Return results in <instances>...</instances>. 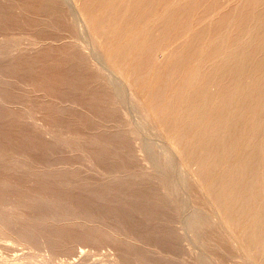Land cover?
Segmentation results:
<instances>
[{"label":"bare ground","instance_id":"bare-ground-1","mask_svg":"<svg viewBox=\"0 0 264 264\" xmlns=\"http://www.w3.org/2000/svg\"><path fill=\"white\" fill-rule=\"evenodd\" d=\"M10 29H27L28 32L29 29L32 30L26 37L27 43L21 42L29 46L28 50L31 49L32 54H26L23 52L24 49L20 48L23 51H17L18 54L12 55L11 60L8 57L9 62L4 64L5 66L1 65L6 63V60V62L3 60L2 64L0 62V72H7L9 79L26 80L30 82L33 91L42 92L43 95L59 101L58 104L53 102L54 104L50 105L35 101L36 104L42 105L40 108L45 116L44 118L41 115V111L40 122L43 118L47 121L45 125L48 128L45 133L51 131L55 140L50 139L47 142L44 134L47 143H43L42 150H39L44 156L43 167L46 169L49 167L51 161L48 157V154H51L49 152H55L57 148L66 144L72 148L71 151L78 148V152L79 149L84 152L90 160L100 166V171L101 168L107 170L111 178L106 184L102 183L95 187L82 183L78 188L83 189L84 185L86 187L89 185V188L84 187L81 191L78 189L74 191L76 190L72 189L74 185L69 186L73 191L70 189L68 192L66 185L60 184L58 188L61 187V192L57 190L60 194L57 192L56 197L50 199L46 198L48 191L46 197L36 196L33 191L23 198V194L20 195L21 199H17L19 201L16 203V199H11L12 196L8 195L16 188L15 183L12 184L14 181L11 183L6 179L8 178L6 175L15 177L16 174H23L27 163L23 159L14 158L15 154H12L15 150L12 147L18 146L16 142L20 145V140H13V135L11 137L9 135V139L1 138L2 141L5 139L9 143L15 141V145L11 143L13 145L11 147L7 143L12 151L7 150L8 146L4 148L1 147L3 145L0 146V173H4L6 177L0 178V200H4L3 205L7 208L10 202L7 203L8 200L5 199L9 196L15 205L12 201L11 204L21 208L22 213L26 211L37 214L35 217L29 214L31 219L26 220L19 216L21 213L19 211V214H13L19 216L17 219L4 217L5 224L11 227V224L20 223L21 228L18 230L22 235L32 239H35L39 232L52 233L54 237L49 235L47 239L53 246L52 249L63 245L65 241L69 243V238L72 237L76 240V243L73 240L75 244L78 240L97 246L103 242L122 246V249L125 246V252H120L123 264H177L170 258L159 255L153 257L154 255L149 254L152 250L149 249V252L145 251L146 248L141 250L139 245L134 243L124 241L127 243L125 245L117 234L126 232L142 245L146 244V247L159 246L160 253L162 249L172 251L174 249L179 254L174 243L179 229L174 232L175 227L170 229L167 226V221L172 220L174 216L171 215L172 218L168 219L170 215L168 216L166 212L169 206H176L179 203L178 198H175L178 191L177 183L174 185L170 177H168L170 181L163 180V173L168 171L169 166L171 167L173 157L183 160L187 158L193 169L188 167L187 175L184 172L188 185L185 188L193 192L191 203L194 211L189 204L188 207L193 213L186 229H189L193 240L200 241L206 251L218 249V252L219 249L228 251L236 248L239 251V247L244 248L245 243H251L252 248L258 249L256 253L250 251V248L249 250L245 248L243 249L245 258L240 257L238 259L240 261L232 259L233 264H247L245 259H249L247 261L253 264H264V0H0V32L3 31L0 33L2 37L0 40H4L2 34ZM11 34H5V38ZM22 37L25 35L22 34ZM13 44L15 46L10 49L8 45L7 49L3 47L0 49V58L14 54L19 43ZM8 82L0 81L2 99L0 100L4 105L23 104L26 101L24 94L5 90L7 87L4 83L7 85ZM126 97L130 103L128 104L130 112L126 109ZM30 101L32 103V100ZM32 106L34 105L30 107ZM28 110L29 112L26 111L21 116L22 119L34 116L30 112L32 108ZM9 113L5 107H1L0 120L13 119L15 113L13 115ZM18 114L16 113L17 117ZM19 123L16 124L20 126ZM22 124L27 125L26 122ZM43 125L44 123L40 126ZM149 127L156 135L166 139L172 155L165 154L166 150L156 142L150 143L153 139L147 140L148 142L143 140L142 137L146 135L145 131L147 132ZM12 128L9 125L6 129ZM25 128L24 126V131ZM45 129L42 128V131ZM2 130L0 131L3 132ZM18 130L13 132L19 133L20 129ZM39 130L41 129L38 128V132ZM166 130L172 132V137ZM7 144L4 142V145ZM162 144L164 145V142ZM29 151H26L27 155H31L28 154ZM136 153L141 156L138 157ZM17 154L19 157L20 153ZM37 155L40 156L38 153ZM161 155L164 157L163 160L159 158ZM31 157L34 156H30V160ZM71 157L73 158L72 155ZM61 161L60 167L63 164ZM57 162L56 164H59ZM77 164L82 165L78 162ZM144 168L151 169L153 175L150 176L162 181L161 185L166 189L164 190L167 191L166 195L161 193L163 195L161 196L153 189L155 182L152 183L153 178L150 179L149 176L146 178L144 172H141ZM175 169L177 170V167ZM71 171L72 169L70 173ZM81 172L83 173L82 170ZM89 172H92V169ZM25 173L24 175L28 172ZM47 173L51 175L49 178L53 177L55 180L59 179L57 177L61 174H56V171L49 173V170ZM48 174L45 177H48ZM63 174L64 172L61 175ZM73 175L70 176L73 178L75 177ZM33 176L30 178L34 181L30 179L31 182L28 181L30 184L26 183L27 187L32 182L42 179ZM85 176L89 177L87 174ZM85 176L82 179H86ZM68 178L71 179L69 176ZM149 179L152 180L149 183H152L153 188L147 183ZM42 181L45 183V179L40 182ZM69 182L71 185L72 179L71 183ZM183 183L180 184L182 188L185 185ZM23 184L26 188L25 182ZM28 189H32L31 186ZM180 189L179 192L183 193L184 191ZM171 195H174L177 203L169 198ZM180 205L178 208H182ZM19 208L15 210L18 211ZM107 219L112 220L108 222ZM106 221L110 225L105 224ZM173 221L169 223L172 224ZM231 237H238L236 245L235 242L229 241ZM176 242L178 243V240ZM48 248L51 247L48 245ZM122 249L120 247L118 250ZM213 252L217 251L213 250L211 253ZM205 253L203 256L200 253L199 255L204 257ZM219 254L221 252L217 253ZM224 254L223 256H227ZM49 255L51 256V253ZM78 255H81L80 252ZM221 258L220 261L216 260V263L218 261L219 264H226V261L231 260L226 258L228 260L223 262ZM204 259L198 264L213 263Z\"/></svg>","mask_w":264,"mask_h":264},{"label":"rangeland","instance_id":"rangeland-1","mask_svg":"<svg viewBox=\"0 0 264 264\" xmlns=\"http://www.w3.org/2000/svg\"><path fill=\"white\" fill-rule=\"evenodd\" d=\"M16 10H18V9H16ZM19 11V10H18ZM17 11V12H18ZM19 12H21V11H19ZM13 30V31H12ZM16 32H15V31ZM12 31V32H11ZM23 31V32H22ZM25 31V32H24ZM3 32V31H2ZM2 32H0V33H2ZM5 32V31H4ZM7 32V33H6ZM6 32L5 33H3L2 35H4V40L3 39H1L0 40V49H2V47H3V49L5 48V49H7V45H8V49H10V48H12L13 46H15V44H13V42L14 43H19L18 44V48H19V50H18V48L16 49V50H14V54H10V55H5V56H3L2 58H0V62H1V64L3 63V60H4V62H6V63H3L1 66H3L4 64H7L9 61V59L11 60L13 57H12V55L14 56V55H16V54H18V53H16L17 51H23L22 49H24V51L23 52H25L26 54H32V53H30V51H31V49L30 50H28L29 49V46L28 45H24V44H21V42H23V43H27V35L28 34H30L31 32H32V30L30 31V29H29V32H28V30L27 29H22V30H18V29H10V30H6ZM10 33H12V34H15V35H7L6 37L9 39H7V38H5V34H10ZM26 33V34H25ZM22 34H24L25 35V37H22ZM1 35V36H2ZM14 36L16 37V38H14ZM10 37H13V39L12 38H10ZM0 38H2V37H0ZM25 38V39H24ZM6 39V40H5ZM12 39V40H11ZM4 43L6 44V45H4ZM3 46H2V45ZM10 44H12V45H10ZM24 45V46H23ZM5 46V47H4ZM22 46V47H21ZM20 48H22V49H20ZM33 50V49H32ZM11 56V57H10ZM9 57V59H7ZM6 58V59H5ZM1 59H2V61H1ZM6 60V61H5ZM5 66V65H4ZM1 70V69H0ZM7 73V72H6ZM6 73L4 72V71H1L0 72V81H1V83L2 82H8V84L6 85V83H4L5 85V87H7L8 88V90H7V88L5 89L6 91H13V92H16V93H18V94H24L23 96L25 97V99H26V101H24L25 102V104H24V102H23V104H21V103H14V104H6V105H4V102L3 101H1L0 100V108L1 107H5V110H8L10 113H12L11 111H13V113H12V115L14 114L15 116H16V113L18 114L19 112H21V113H19L18 115H19V117H15L14 116V118L13 119H10V118H2L3 120H0V121H2V123H0V130H2L3 128L5 129H3L2 131L3 132H1L0 131V139L2 138H5V139H9V135H10V137L12 136L13 137V140H15V141H19V143H20V145H22V147L18 144V142H16V145H18V146H14V147H12L13 145H15V141H11L12 140V138H10V143L8 142V140H6L5 141V139L2 141V139H1V141H0V146L1 145H3V146H1V147H6V146H8L7 148V150H10L11 149V147H12V149H15L18 153H20L19 154V157H18V154H17V152L14 150V152H12V154H15V156H14V158H16V159H23V160H25L26 161V163H27V167L25 168L26 170H24L23 171V174H16L17 175V177H16V175H15V177L12 175V176H10V175H6V177H8V178H6L5 177V174H4V176H3V174H2V172L0 173V175H1V177L0 178H6V179H8V180H10V182L11 181H14L12 184H14V187H16L14 190L16 191H14L13 190V193H9L8 195H10V196H12V198L11 197H7V199H5L6 201H7V203H9L10 202V204L8 205L6 202H5V204H7V208H9V209H7L6 207H5V205H3L4 204V200L3 201H1L0 200V231H2V233L0 232V264H123V261H121L122 260V255L120 254V252L121 253H123V252H125V250H126V248H124L123 247V249H122V246H115V245H113V244H108V242H106V243H98V246H97V244H91V243H85V242H79L78 240H77V244H75L76 243V240L74 239V238H72V237H70V238H72V239H70L69 238V243H67V241H65V243L62 245H60V246H58V247H54L53 249H52V247L53 246H51L50 244H49V242H48V236L49 235H51L50 237H52V233H49V232H47V231H44V233L43 232H39V233H37L36 235H35V239H32V238H29V237H27V236H25V235H22L21 234V232L19 231L20 230V228H21V226H20V223L18 224H14V225H12L11 224V227H10V225L8 226L7 224H5L4 223V219L5 218H12V217H14L15 219H17L19 216L20 217H22L23 219H26L27 220V218L28 219H31V218H29L30 217V215H32V217H35L34 215H37V214H31V213H29V212H26V211H24L25 213H22L23 212V210L21 209V208H19L17 205H16V207L14 206L15 204H14V202H13V200H10V198L11 199H16L15 200V202L17 203L20 199H21V196L20 195H22L23 194V196H22V198L24 197V195H27L28 193L29 194H32L33 193V191H34V195H36V196H44V197H46V192H47V196L48 197H46V198H48V199H50V198H53V197H56V194H57V192L58 191H60L61 192V187H59L58 188V185L59 186H61L60 184H65L66 185V189L68 190V192H70L72 189L74 190V189H76V190H74V191H77V189L78 190H83L84 189V187H85V189L89 186V185H93V187H95V186H100V185H102V183L103 184H106L108 181H109V179L111 178V176H110V173L109 172H107V170H105L104 168H101V171L103 170V172H101L100 171V166L98 165L97 166V164H95V162L91 159L90 160V157H88L84 152L82 153V151L79 149V152H78V148H76V149H73L74 151H71L72 150V148L71 147H69V146H67L66 144H64L63 146H61L60 148H57L56 150H55V152L54 151H51V152H49V153H51V154H48V157H49V159L52 161H50V164H51V166H50V164H48V166L50 167H48L47 169H46V167H43V166H45L44 165V156L42 155V151H39V150H42V147H43V145L45 144V143H47V142H49L50 141V139L53 141L54 140V135H53V133L50 131V132H46V133H48L49 134V136H48V134H46L45 133V131L47 130V126L45 125L46 123L45 122H47V121H45V116L43 115V110L40 108L41 106H40V104H36V102L35 101H38L39 103H41V104H43V102H44V104H54V103H59V101H57L55 98H49V96L47 97L46 95H43L44 93H42V92H39V91H33V89L31 88V85L29 84L30 82H28V81H26V80H22V79H16V78H14V77H12V78H14V80L13 79H9L8 78V75H6ZM5 74V75H4ZM8 74H10L9 72H8ZM5 76H6V78H5ZM4 77V78H3ZM10 78H11V76H9ZM6 80V81H5ZM12 80V81H11ZM17 80V81H16ZM20 81V83H22V84H20L19 83V81ZM14 81V82H13ZM25 81V82H24ZM13 82V83H12ZM10 83V84H9ZM26 83H27V85H26ZM12 84H13V86H12ZM15 84V85H14ZM26 86H25V85ZM28 85H29V87H28ZM9 86H11L10 88H12V87H14V89L12 88V89H10L9 88ZM19 86V87H18ZM22 88L23 87V89H17V88ZM29 90H28V89ZM27 89V90H26ZM15 90V91H14ZM26 91V92H25ZM30 91H31V93H30ZM19 92H21V93H19ZM25 92V93H24ZM30 93V94H29ZM32 94H33V96H32ZM27 95V96H26ZM39 95H41V96H43V97H39ZM29 96V97H28ZM35 96V97H34ZM37 96V97H36ZM46 96V97H45ZM41 100V101H39V100ZM46 99V100H45ZM126 99L127 100H125L126 102H127V106H126V109L128 110V112H130L131 111V108L128 106V104H130L129 103V100H128V97H126ZM30 100H32V103H30L29 101ZM44 100V101H43ZM5 101H7V100H5ZM34 102V103H33ZM37 102V103H38ZM47 102V103H46ZM52 102V103H51ZM54 102V103H53ZM28 103H30V104H28ZM2 104V105H1ZM34 105V106H32V107H30L31 105ZM12 105H13V107H12ZM17 105V106H16ZM35 105H36V107H35ZM7 107V108H6ZM18 107V108H17ZM23 107V108H22ZM25 107V108H24ZM128 107V108H127ZM19 108H21V110L19 109ZM31 108H32V111H30L31 113H33V117H31V118H23L22 119V115L23 114H25L26 113V111H28L29 112V110L28 109H30L31 110ZM13 109V110H12ZM16 109V110H15ZM22 110H23V112H22ZM34 110V111H33ZM17 111V112H16ZM41 111H42V114L41 115H43V119H42V116H41V119H42V122L44 123V125H43V127H41L40 125H42L43 123L42 122H40L41 120H40V113H41ZM9 113V114H10ZM39 113V115H37ZM36 114V115H35ZM36 116V117H35ZM39 116V117H38ZM21 117V118H20ZM10 119V122H8V120ZM18 120V121H16V120ZM25 119H26V121H25ZM39 121H38V120ZM7 120V121H6ZM16 122H15V121ZM47 120V119H46ZM33 123V124H31V122ZM37 121V122H36ZM13 122H15V123H13ZM20 122V123H19ZM27 123V125H23L22 123ZM6 123V124H5ZM8 123H10V124H8ZM11 123H13L12 125H13V128H12V125H11ZM19 123V125L20 126H18L17 124ZM42 123V124H41ZM49 123V122H48ZM48 123H47V125H48ZM16 124V126H14ZM31 124V125H30ZM6 125V126H5ZM9 125H10V128H12L14 131H17L18 130V128L20 129V132L18 133V132H13V130L12 129H6V128H8L9 127ZM21 125H23V131H22V126ZM30 125V126H29ZM6 128H5V127ZM18 126V127H17ZM24 126L26 127L25 128V130L26 131H24ZM31 126H32V128H31ZM3 127V128H2ZM28 127V128H27ZM35 127H37V128H35ZM17 130H16V129ZM32 130H34V131H31L30 129ZM38 128H40L41 130H39L40 132L42 131V128L44 129V128H46L45 130H43L41 133H43V134H41L40 132H38ZM150 128V127H149ZM27 129H29V131L27 130ZM19 131V130H18ZM22 131V132H21ZM166 131H168L167 133L170 135V137H172L171 136V134H172V132L171 131H169V130H166ZM24 132H29L28 134L27 133H24ZM33 132H34V134L36 135V137H35V135L33 134ZM39 133L38 134V136H37V133ZM153 134H152V133ZM170 132V133H169ZM22 133H23V136H22ZM145 133H146V135H147V133H150V134H148L147 136L146 135H144L142 138H143V140L145 141V142H148L147 140H152L150 143H157L158 145H161L166 151H165V154H171V151H170V148H169V150H168V147H167V141H165L166 139L165 138H163V137H161V136H158V135H156L153 131H152V129L150 128V129H148L147 130V132L145 131ZM3 134V135H2ZM18 134V135H17ZM21 134V135H20ZM24 134H25V137H24ZM32 135V136H30L29 137V135ZM44 134H45V136H46V138L48 139L47 140V142H46V139H45V136H44ZM6 135H8L7 137H6ZM21 136L22 138H16L15 136ZM173 135V134H172ZM5 136V137H4ZM44 136V137H43ZM148 136H149V138H148ZM15 137V138H14ZM28 137V138H27ZM32 137V138H31ZM39 138L38 140L39 141H37L35 138ZM67 137V136H66ZM150 137H152L151 139H150ZM156 137V138H155ZM29 138H31V139H33V141H35L36 140V142H32V140L31 139H29ZM155 138V139H154ZM163 140H162V139ZM24 139V140H23ZM25 139H29L28 141L27 140H25ZM35 139V140H34ZM155 140V141H154ZM25 141V142H24ZM55 141V140H54ZM158 141V142H157ZM174 141L176 142V140L174 139ZM4 142H5V144H7V143H9V145L11 146H9L8 144L7 145H4ZM160 142V143H159ZM164 142V145L162 144V143ZM13 145H12V144ZM23 143V144H22ZM24 143H25V145H24ZM41 143H42V145H41ZM44 143V144H43ZM39 145H41V146H39ZM21 147V150H19V148ZM31 146H32V148H33V150H32V148H31ZM35 147H37V148H35ZM38 147H39V149H38ZM67 147V148H66ZM68 148H71V149H68ZM6 149V148H5ZM12 149L10 150V151H12ZM27 149V150H26ZM38 149V150H37ZM60 149V150H59ZM63 149V150H62ZM67 149V150H66ZM22 150H24V151H22ZM32 151L31 153H30V151ZM36 152H35V151ZM64 150H66V151H64ZM76 150V151H75ZM29 151V153L28 154H31V155H27V152ZM61 151V152H60ZM69 153H68V152ZM34 152V153H33ZM53 152V153H52ZM73 152V153H72ZM170 152V153H169ZM36 153V154H35ZM37 153L38 154H40V156L39 155H37ZM33 154H35L36 155V157H35V155H33ZM77 154V155H76ZM78 154H79V156H78ZM137 155H138V157H140L139 156V153H136ZM163 154V153H162ZM24 155V156H23ZM56 155V156H55ZM71 155L73 156V158L71 157ZM77 156V157H75V159H74V156ZM172 155V154H171ZM30 156H34V157H31L32 158V160H30ZM85 156H87L86 158V160H85ZM163 155H161L159 158H162V160L164 159V157H162ZM64 157H66V158H64ZM33 158H34V160H33ZM35 158H37V159H39V158H42V159H39V161L37 160V159H35ZM79 159V161H78V159ZM59 159V160H58ZM65 159H67V160H65ZM77 159V160H76ZM175 159H177V157H173V160H172V162L173 163H171L170 165H171V167L169 166V168H170V170H169V168H168V171L166 172H164L163 173V176H164V178H163V180H169L170 181V179H171V181H172V183L175 185L176 183L177 184H179V185H177L176 184V189L178 190L177 191V194H175V198L178 200V202L179 203H177L176 201H175V199L173 198L174 197V195H171V197H169L171 200H173V202H175V203H177V205L176 206H174V205H171V206H169V208H167L166 209V212L168 213L167 215L170 217H168V219H171L173 216V218H172V220H168L167 221V226L171 229H173V227H175L173 230H174V232L177 230V229H179V230H177V235H176V240H178V243L176 242V240H175V242L174 243H176L175 244V247L177 248V251L179 252V254L177 253V252H175L174 251V249H173V251L172 250H170V249H162V252L160 253V247L159 246H154V247H152L153 245H147V247H146V244L144 245H142V243L140 242V241H136V238L134 239V237L133 236H131L130 234H126V232H120V233H122V234H124L123 236H124V238H123V236H121L122 234H117V237L119 238V239H123V243L125 244V242H129V243H134V244H136L137 246L139 245V247L141 248V250H144L145 248L147 249H145V251H147V252H149L150 250H152V251H150L149 252V254L152 256V255H154L153 257H157L158 255L159 256H161V257H165V258H170V259H172L173 261H175L177 264H198L200 261H202L204 258H206V259H204V260H208L209 262H211L212 264H215L216 263V260H219L220 261V258H221V256H222V258H221V260H223V262H225L226 260H228V259H226V258H229V259H231L230 261L228 260V261H226L225 263L226 264H228V262H229V264H233L234 263V261H237L238 259H240V257L241 258H245L244 256V254L243 253H245V248L247 249V250H249V248H250V251H252V252H255L256 253V251L258 250V249H256V247H255V249L254 248H252L253 246H252V244L250 243V244H248V243H245L243 246H245L244 248L243 247H239V251H238V248H236L235 250H230V249H228V251L230 250V252H232V253H230V252H228V251H226L227 249H225V250H223V249H219L220 251L219 252H221V254H219V255H221L220 257H219V255H217V253H219L218 252V249H213V250H215V251H217L216 253L215 252H213V253H211L212 251L211 250H208V251H206L205 249H204V247L202 246V244H201V242L200 241H197V242H195V239L193 240V238H192V236L190 235V233H189V229L187 230L186 229V226L187 225H189V218H190V216L192 215V211H194V206H193V204L191 203L192 202V197H193V192H191L189 189L188 190H186L187 188H185V187H187L188 185H187V182H185V177H186V175L188 174V167H190V162H189V159H187V158H184V160L183 159H177V160H175ZM43 160V161H42ZM62 160V161H61ZM69 160V161H68ZM73 160H76V162L74 161L73 162ZM80 160H82L81 162H80ZM90 160V161H89ZM175 160V161H174ZM183 160V161H182ZM32 161H34V162H32ZM36 161V162H35ZM42 161V162H41ZM58 161V162H57ZM59 161H61V162H63V166L61 165V167H60V163H59ZM69 162V165H68V162ZM93 161V162H92ZM176 161H178V162H176ZM188 161V162H187ZM39 162V164L37 165V163ZM56 162L57 163H59V164H56ZM77 162L80 164V163H82V165L80 164V166L77 164ZM91 162V163H90ZM175 162V163H174ZM187 162V163H186ZM43 163V164H42ZM53 163H55V164H53ZM186 163V164H185ZM188 163H189V166H188ZM52 164H53V166H52ZM94 164V165H93ZM173 164H174V166H173ZM178 164V165H177ZM56 165H58V166H56ZM67 165V166H66ZM76 165V167H74ZM87 165V166H86ZM187 167H186V166ZM35 166H36V168H35ZM56 166V167H55ZM65 166H66V168H65ZM78 166V167H77ZM30 167V168H29ZM58 167H59V169H58ZM62 167H64V168H62ZM70 167V168H69ZM73 167V168H72ZM81 167H83V168H81ZM177 167V170L175 169ZM186 167V168H185ZM192 167V169H193V166H191ZM190 167V168H191ZM28 168H29V170H28ZM34 168V169H33ZM41 170H40V169ZM55 168V169H54ZM86 168H88V170H85ZM92 169V172H89V170L91 171V169ZM182 168H184V169H182ZM57 169V170H56ZM65 171H64V170ZM67 169L69 170V171H67ZM72 169V171H71V173H70V170ZM80 169V170H79ZM96 169V170H95ZM99 169V170H98ZM147 169V170H146ZM174 169L176 170V172L174 171ZM36 170V171H35ZM40 172H39V171ZM48 170H49V173H51V171L52 172H55L56 171V174L57 173H63L64 172V174L63 175H61L60 174V177H57V178H59V179H57V180H55V179H53V177L52 178H49L51 175L50 174H48L47 172H48ZM61 170H62V172H61ZM76 170H77V172H76ZM81 170L83 171V173L81 172ZM104 170H105V173H104ZM171 170H173L172 172V174H170L171 173ZM185 170V171H184ZM187 170V171H186ZM31 171V172H30ZM43 171V173H41ZM47 171V172H46ZM83 174H81L80 172ZM100 171V172H99ZM151 171V172H150ZM170 171V172H169ZM24 172H28L26 175H24ZM35 172V173H34ZM38 172V173H37ZM65 172H67V173H65ZM84 172H85V175L87 174L89 177H86L85 175H84ZM97 172H99V173H97ZM141 172H144V175L146 176V178L148 177V178H150V179H152L153 178V181L152 180H148V184L152 187L153 185V187H155V188H153V189H155V190H157V192L159 193V194H161V193H163V195H166V192L164 191V190H166L164 187H162V185H163V183H162V181H160V179L159 178H157V180L154 178V176H150L151 174L153 175V171L151 170V169H149L148 170V168H144L143 170H141ZM169 172V173H168ZM176 174H178V175H176ZM186 173V175H185V173ZM30 173H34V174H36L37 173V175H32V174H30ZM45 173V174H44ZM69 173V174H68ZM73 173L75 174V175H73ZM77 173V174H76ZM78 173H79V175H78ZM102 173L104 174V175H102ZM167 173V174H166ZM184 174V176H183V174ZM42 176H41V175ZM47 174H48V177H45V176H47ZM94 175V176H92V175ZM97 174V175H96ZM99 174V175H98ZM105 174H106V176H105ZM23 175H24V179H23ZM50 175V176H49ZM54 175H55V173H54ZM64 175H67V176H64ZM70 175H73V176H75V177H73L72 178V176H70ZM91 175V176H90ZM100 175H102V177H99ZM171 175V176H170ZM175 175V176H174ZM3 176V177H2ZM9 176H10V179H9ZM22 178H21V177ZM31 176H33V177H35L36 176V178H42L41 180H44L45 179V183H44V181H42V182H40V181H35V182H32L33 184H35V186H33V184L31 183V188L32 189H28L30 186H28L27 187V185H26V183H28V185L30 184V182L31 181H34L33 179H31L30 177ZM53 176V175H52ZM64 176V179L62 178ZM68 176L72 179V184L70 185V184H68V182H69V180H70V182L69 183H71V179H69L68 178ZM83 176H85L86 177V179L85 178H83L84 179V181H83V179H82V177ZM180 178H179V177ZM14 179L15 178V180H13L12 178ZM27 177H29V179L27 178ZM68 178V180H67V178ZM79 177H81V178H79ZM94 178L93 180L91 179V178ZM168 177H170V179L168 178ZM175 177V178H174ZM18 178V179H17ZM62 178V179H61ZM66 178V179H65ZM80 179V181H79V179ZM89 180H88V179ZM98 178V179H97ZM105 178H107V179H105ZM177 178V179H176ZM20 179V180H19ZM27 180V181H23V182H25V185H26V188L25 187H23L24 186V184H23V182H22V180ZM30 179H31V181H30ZM74 179H75V181H74ZM78 179V180H77ZM82 179V180H81ZM49 180V181H48ZM77 180V181H76ZM99 181V182H97V181ZM156 180V181H155ZM177 180V181H176ZM182 180H184V181H182ZM19 181V182H18ZM28 181H30V182H28ZM57 181L59 182V183H57ZM88 181V182H87ZM150 181H152V183H154L153 185H152V183H149ZM41 184H40V183ZM46 182H48V183H46ZM52 182H53V184H55V185H53L52 184ZM79 184L78 186H77V184ZM158 182H160V183H158ZM164 182V181H163ZM179 182V183H178ZM185 183V185H184V183ZM18 185H17V184ZM44 183V184H43ZM50 183V185H48ZM73 183H75V184H73ZM82 183H84L85 185H87V184H89L87 187L84 185V187H83V185L81 186V187H83V189L82 188H78V187H80V184H82ZM93 183V184H92ZM160 185V186H157L158 184ZM161 183H162V185H161ZM182 183H183V188H182ZM36 184H37V186H36ZM181 184V185H180ZM16 185V186H15ZM20 185V186H19ZM57 185V186H56ZM75 185V187H73ZM34 188H33V187ZM40 186H43V187H40ZM69 186H72L73 188L71 189ZM77 186V187H76ZM181 186V187H180ZM45 187H47V188H45ZM49 187H50V189H49ZM161 188V189H163V190H161V191H158V189L157 188ZM54 188V189H53ZM89 188V187H88ZM179 188H181L182 190L185 188V191L183 192L184 194H186V195H184L181 191V194H179L180 192H179ZM17 189V190H16ZM19 189V190H18ZM21 189V190H20ZM47 189V190H46ZM51 189H52V191H51ZM71 189V190H70ZM180 189V190H181ZM29 192H28V191ZM36 190V191H35ZM38 190V191H37ZM56 190V191H55ZM58 190V191H57ZM66 190V191H67ZM72 190V191H73ZM18 191V192H17ZM21 191V192H20ZM23 191H25V192H23ZM55 191V192H54ZM164 191V192H163ZM187 191V192H186ZM188 191L191 193H189L188 194ZM23 192V193H22ZM60 192H58L59 194H60ZM15 193V194H14ZM54 194V196H53V194ZM12 194V195H11ZM43 194V195H42ZM49 194V195H48ZM58 194V195H59ZM183 194V195H182ZM15 197H14V196ZM162 194H161V196H163ZM190 195H192L191 197H190ZM50 196H52V197H50ZM183 196V197H182ZM184 196H185V198H184ZM14 197V198H13ZM166 198H168V197H166ZM173 198V199H172ZM188 200H187V199ZM17 199H19V200H17ZM191 199V200H190ZM10 200V201H9ZM181 200V201H180ZM11 201H12V203L14 204V205H12L11 204ZM186 201V202H185ZM3 202V203H2ZM181 202H182V204H181ZM181 204V205H180ZM189 204H191L192 206H190L193 210L191 211V208H189L188 206H189ZM13 206V209H12V206ZM179 205L182 207V208H178L179 207ZM184 205V206H183ZM186 205V206H185ZM9 206V207H8ZM2 207H3V210H2ZM4 207L6 208V209H4ZM19 208V210L18 211H16L15 209H18ZM171 208H172V212H171ZM175 208V210H173ZM183 208H186L185 210L183 209ZM10 209H12V210H14V211H12V210H10ZM180 210V211H178V210ZM182 209H183V211H182ZM188 209H189V213H187L188 212ZM6 210H7V212H6ZM177 210V211H176ZM22 213V215H21V213ZM174 211H176V212H174ZM185 211V212H184ZM5 212H6V214H5ZM11 212V213H10ZM184 212V213H183ZM2 213V214H1ZM20 213V214H19ZM181 213V214H180ZM12 214V215H11ZM13 214H19V216L18 217H16L17 215H14L13 216ZM30 214V215H29ZM2 215V216H1ZM28 215V216H27ZM171 215H172V217H171ZM182 215V216H181ZM187 215V216H186ZM177 216V217H176ZM181 216V217H180ZM184 216V217H183ZM5 217V218H4ZM176 217V218H175ZM3 218V220H1ZM33 219V218H32ZM173 219H175L174 221H173ZM181 220V221H179V220ZM183 219V220H182ZM186 219V220H185ZM110 220V221H109ZM107 219V221L108 222H111V220L112 219ZM107 221L105 222V224H109L110 225V223H107ZM171 221H173L172 222V224H170L169 222H171ZM188 223H187V222ZM113 222V221H112ZM3 224V225H2ZM181 224V225H180ZM90 225H92V223H90ZM104 225V224H103ZM184 225H185V227H184ZM5 226H7V227H5ZM19 226V227H18ZM67 226V225H66ZM172 226V227H171ZM182 226V227H181ZM68 227V226H67ZM104 227V226H103ZM188 227V226H187ZM7 228V229H6ZM12 228H16L17 229V231H16V229H12ZM19 229V230H18ZM6 230V231H5ZM12 231V232H10V231ZM183 230V231H182ZM18 232V233H16V232ZM187 231V232H186ZM185 235H184V234ZM40 234H41V236H40ZM46 234H47V236H46ZM17 235V236H16ZM129 235V236H128ZM40 236V237H39ZM122 238H121V237ZM177 236H179L178 238H177ZM187 236V237H186ZM18 237V238H17ZM37 237V238H36ZM53 237H54V235H53ZM128 237V238H127ZM186 237V238H185ZM39 238H41L40 240H39ZM46 238V239H45ZM236 239V241H235V239ZM231 237L230 239H229V241L230 242H232V243H234L235 245H236V243H238V240L239 239H237L238 237ZM128 239V240H127ZM21 240V241H20ZM23 240H25V241H23ZM47 242H46V241ZM73 240H75L74 242H73ZM232 240H234V241H232ZM39 241V242H38ZM43 241V242H42ZM125 241V242H124ZM71 242H73V243H71ZM200 242V243H199ZM38 243V244H37ZM141 243V244H140ZM180 243V244H179ZM70 244H71V247H70ZM81 246H80V245ZM86 244V245H85ZM89 244V245H88ZM100 244H102V245H100ZM127 244V243H126ZM125 244V245H126ZM48 245L51 247V248H48ZM65 245V246H64ZM68 245H69V247H68ZM74 245V246H73ZM77 245V246H76ZM93 245V246H92ZM106 245V246H105ZM108 245V246H107ZM109 245H110V247H109ZM247 245V246H246ZM42 246V247H41ZM101 246V247H100ZM117 247L118 249H120V247H121V249H122V251L121 250H118V249H116L115 247ZM202 246V247H201ZM39 247V248H38ZM41 247V248H40ZM44 247V248H43ZM64 247V248H63ZM67 247V248H66ZM78 247H80V248H78ZM98 249V250H96V248ZM105 247V248H104ZM138 247V248H139ZM149 247V248H148ZM150 247H152V248H150ZM156 247V248H155ZM178 247H179V249H180V251H179V249H178ZM200 247V248H199ZM43 248V249H42ZM45 248H47V249H45ZM58 248V249H57ZM66 248V249H65ZM69 248V250H67ZM87 248H88V251H86L87 250ZM104 248V249H103ZM139 248V249H140ZM201 248L203 249V250H201ZM52 249V250H51ZM65 249V250H64ZM75 251H74V250ZM108 249V250H107ZM125 249V250H124ZM150 249V250H149ZM198 249V250H197ZM244 249V250H243ZM55 250H58V251H55ZM68 252H67V251ZM70 250H72V251H70ZM82 250V251H81ZM96 250V251H95ZM110 250H114L113 252L112 251H110ZM166 250V251H165ZM182 250V251H181ZM201 250V251H200ZM244 252H243V251ZM53 251V252H52ZM64 251V252H63ZM74 251V252H73ZM94 251H95V253H94ZM106 251V252H105ZM118 253H117V252ZM155 251V252H154ZM196 251H198V253L196 252ZM204 251H206V253L204 252ZM242 252V254H241V252ZM65 252H67V253H65ZM76 252H78V254H79V252H80V254L81 255H78V254H76ZM86 252V253H85ZM103 252V253H102ZM109 254H108V253ZM224 252H225V254H224ZM51 253V256L49 255V254ZM85 253V254H84ZM98 253H100L99 255H98ZM106 253V254H105ZM116 253V254H115ZM151 253H154V254H151ZM199 253L200 254H202V256H203V253H205L204 254V257H201L200 255H199ZM207 253H209V255L210 254H212V256L210 255V256H208V254ZM226 253H229V255L228 254H226ZM233 253H235V254H233ZM237 253V254H236ZM76 254V255H75ZM111 254V255H110ZM115 254V255H114ZM120 256H119V255ZM178 254V255H177ZM207 254V256L205 257V255ZM215 254H216V256H215ZM223 254L224 255H227V256H223ZM231 254V255H230ZM56 255V256H55ZM64 255V256H63ZM242 255V256H241ZM52 256H54V257H52ZM71 256V257H70ZM77 256V257H76ZM201 258H200V257ZM215 256V257H214ZM231 256V257H230ZM59 257V258H58ZM121 257V258H120ZM209 257V259H207ZM217 257V258H216ZM218 257H219V259H218ZM57 258V259H56ZM63 258H66V259H63ZM195 258H196V260H198L199 259V261H196L195 260ZM203 258V259H202ZM210 258H212V259H210ZM236 258V259H235ZM259 258H261V256L259 257ZM61 259V260H60ZM69 259V260H68ZM121 259V260H120ZM234 261H233V260ZM73 260V261H72ZM113 260L115 261V262H113ZM191 260V261H190ZM195 260V261H194ZM211 260V261H210ZM225 260V261H224ZM246 260V262L245 263H247V264H253V263H251L250 261H247V260H249V259H245ZM62 261V262H61ZM65 261V262H64ZM215 261V262H214ZM238 261H240V260H238ZM67 262V263H66ZM69 262V263H68ZM84 262V263H83ZM104 262V263H103ZM117 262V263H116ZM193 262V263H192ZM217 263H218V261H217ZM216 263V264H217ZM219 264V263H218Z\"/></svg>","mask_w":264,"mask_h":264}]
</instances>
